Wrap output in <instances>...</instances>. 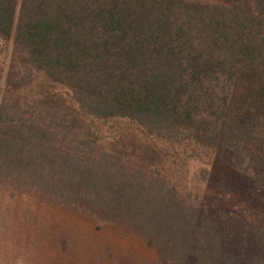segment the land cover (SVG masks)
Listing matches in <instances>:
<instances>
[{
  "label": "trees",
  "instance_id": "trees-1",
  "mask_svg": "<svg viewBox=\"0 0 264 264\" xmlns=\"http://www.w3.org/2000/svg\"><path fill=\"white\" fill-rule=\"evenodd\" d=\"M17 1L0 209L77 264H264V0Z\"/></svg>",
  "mask_w": 264,
  "mask_h": 264
},
{
  "label": "rangeland",
  "instance_id": "rangeland-1",
  "mask_svg": "<svg viewBox=\"0 0 264 264\" xmlns=\"http://www.w3.org/2000/svg\"><path fill=\"white\" fill-rule=\"evenodd\" d=\"M20 4L21 0H18L16 18ZM11 40L12 37L0 46V52L6 60L5 71L11 62ZM18 201L14 208L6 211L0 209V264H77L78 252L73 254V258L68 256L70 260L77 258L75 261H67L62 255L53 254L55 249L50 240V231L39 227L35 222L39 216L28 207H22L23 202Z\"/></svg>",
  "mask_w": 264,
  "mask_h": 264
}]
</instances>
